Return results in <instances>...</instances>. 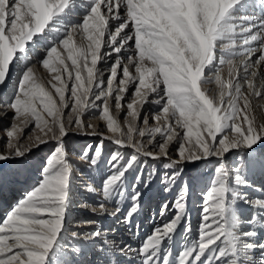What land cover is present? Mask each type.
I'll list each match as a JSON object with an SVG mask.
<instances>
[{
  "label": "snow or ice",
  "instance_id": "obj_1",
  "mask_svg": "<svg viewBox=\"0 0 264 264\" xmlns=\"http://www.w3.org/2000/svg\"><path fill=\"white\" fill-rule=\"evenodd\" d=\"M0 107V264H264V0H0Z\"/></svg>",
  "mask_w": 264,
  "mask_h": 264
},
{
  "label": "rangeland",
  "instance_id": "obj_2",
  "mask_svg": "<svg viewBox=\"0 0 264 264\" xmlns=\"http://www.w3.org/2000/svg\"><path fill=\"white\" fill-rule=\"evenodd\" d=\"M35 60H36V57L34 56L33 61ZM35 70H36L38 77H40L41 79H45V80L47 79L46 70H43L39 66H37ZM105 79H106V75H105ZM206 87L211 89L210 94H215V85H207ZM12 88H13V85L10 82L8 87L5 89L8 99L11 98ZM147 107L150 109L152 106L148 105ZM5 111L6 110L3 107H0V135H3L2 129L8 127L10 123L12 122L11 112L9 111L7 112V114H5ZM91 123L99 125L101 122L99 119L94 118L91 120ZM121 123L123 124L122 118H121ZM72 143L78 149L81 145H84L86 143H95V140L94 138H86V139L76 138V139H73ZM48 151H49V148L47 146H41L39 151H34L33 156H32L33 163L38 166L40 158L44 156V154H46ZM201 167L204 171L210 172L212 169V164H208L206 169L203 168V165ZM83 170L87 171L86 168ZM36 178H37L36 168L33 167L28 172L26 181H23L22 183H19V184L8 185L5 189L0 190V217H2L6 211L10 210V207L15 203V201L18 200L23 195L24 189L28 187ZM155 179L157 181L155 187L159 188V183H158L159 177H156ZM81 193L83 195L78 196V199H82L83 196H87L86 193H83L82 189H81ZM199 195L200 193H199V190L197 189L196 193L191 197L190 204H189V213L191 216V223H192L193 228L196 227L198 223V219H199V212H198V208L200 204ZM165 199H171L170 194L164 193L162 191L161 192L154 191L153 201L151 203L150 208H145L136 217V222H138L140 225V228L138 229V233H139L138 235H131V233L126 232L123 229V227H121L120 225H115L112 219H107V218L102 219L101 223L106 228L107 227H117L118 228L117 237L124 239L127 243H131L133 247H136L140 239H142L144 236H146L152 231V228L154 224L156 223V221L151 218L152 212L155 211L157 204ZM73 215L78 217L79 219H84L88 214L83 212L82 210H77L73 212ZM76 227H77V224H73V228L75 229ZM182 245H183V240L181 239L179 235L176 236L175 244L173 246L174 249L176 251H179L181 250Z\"/></svg>",
  "mask_w": 264,
  "mask_h": 264
},
{
  "label": "bare ground",
  "instance_id": "obj_3",
  "mask_svg": "<svg viewBox=\"0 0 264 264\" xmlns=\"http://www.w3.org/2000/svg\"><path fill=\"white\" fill-rule=\"evenodd\" d=\"M226 71V70H225ZM257 123L264 122V111H261L259 108L256 111ZM259 179V178H257Z\"/></svg>",
  "mask_w": 264,
  "mask_h": 264
}]
</instances>
